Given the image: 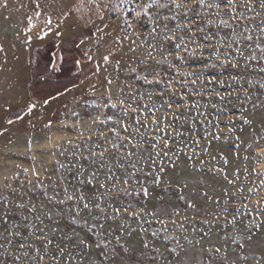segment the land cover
<instances>
[{"label":"snow or ice","instance_id":"6c2138e0","mask_svg":"<svg viewBox=\"0 0 264 264\" xmlns=\"http://www.w3.org/2000/svg\"><path fill=\"white\" fill-rule=\"evenodd\" d=\"M31 3L34 8L26 17L28 27L24 29L26 45H30L33 29L40 25L35 33L37 39L48 36L54 28L59 37L64 35L59 31L61 25L71 20L80 28L77 47L92 41L89 33L94 28L96 44L103 45L104 51L97 49L99 60L90 54L91 49L85 53L96 66L93 75L99 73L100 61L105 70L110 64L118 70L121 60L117 57L128 56L137 64L130 67L129 74H137L136 81L151 86V91H139L125 82L114 93L112 79L106 78L108 88L101 94L105 102L96 106L111 115L102 112L104 119H100L85 112V120L80 112L71 110L78 118L71 127L79 136L91 143L95 135L102 143L93 144L86 155L76 145L77 151L71 153L67 163L56 160L55 179L45 165H41L45 173L42 176L35 156L31 168L16 164L20 171L11 177L5 175V181L17 180L22 172L26 179H19L18 188L11 183L4 185L17 199L0 196V238L6 242L0 243V264H235L229 251L238 254V250L230 247L229 241L232 246L238 244L239 250L255 246L264 251V144L260 143L264 141V101L253 102V96L243 87L246 82L264 90V77L246 78L253 71L264 73V0H47L43 6L41 0ZM8 5L9 0H0V9H7ZM10 19L4 17L5 22ZM8 47L6 37L0 36V70L8 63ZM74 63L79 66L82 61ZM152 63L161 70L151 67ZM140 66L143 74H138ZM50 67L60 70L54 63ZM165 67L167 71L162 74ZM233 83L241 85L240 92ZM89 88L93 93L97 90L91 83ZM73 89L79 91L80 87L73 82L72 88L56 87L55 95L48 96L54 100L72 95V102L82 108L95 103L83 95L75 96ZM261 94L264 93L256 95ZM205 96L209 103H202ZM213 98H218L220 107L211 103ZM49 103L46 98L39 108L42 110ZM12 107L9 103L4 108L9 115L0 124V137L9 131L8 126L30 117L38 103L30 101L23 114L17 112L14 117ZM221 115L226 119L222 121ZM28 123L35 127L30 119ZM222 123L229 127L221 128ZM91 125H100L104 130ZM61 126L67 127L63 121ZM43 127L51 130L53 120L49 119ZM245 128L251 140L245 150L251 149L254 155L241 157ZM229 138L232 151L226 153L220 145ZM27 143L31 147V139ZM182 159L187 161V172H204L223 181L221 192L214 196L207 190L195 193L201 199L207 198L199 206L189 199L185 195L189 185L184 171H176ZM241 159L253 164L237 165ZM172 192L183 203V212L192 210L191 220L180 215L181 208L168 204L166 196ZM221 195L223 201L219 199ZM151 200L162 207L148 210ZM229 200L233 201L230 206ZM208 203L221 207V211L211 214V219L196 220L205 214ZM230 212L234 214L229 218ZM221 217L222 227L230 224L234 228L238 221L247 218L248 234L232 238L224 232L223 243L209 238L205 244L210 226L220 222ZM185 222L209 226V232L200 228L199 239H189ZM177 229L180 235L175 234ZM191 233H197L195 226ZM157 240L161 241L159 247ZM252 258L255 264L264 261V255L253 253Z\"/></svg>","mask_w":264,"mask_h":264},{"label":"rangeland","instance_id":"374dc122","mask_svg":"<svg viewBox=\"0 0 264 264\" xmlns=\"http://www.w3.org/2000/svg\"><path fill=\"white\" fill-rule=\"evenodd\" d=\"M45 3H47V0H41L42 6ZM21 5H26V7L22 8ZM33 8L34 5L31 3V0H9L8 8L0 9V36L6 37V45L9 46L8 63L4 65L3 70H0V106H3L0 107V124H3L4 117L9 115L4 111V108H6L9 103L13 105L11 112L12 117H14L17 112L23 114L24 106L30 101L38 103V109L35 110L30 117L25 116L24 121H21L13 126H8L9 131L3 137H0V196H9L13 200L17 199V196L16 194H13L9 189L4 187L5 183H11L12 187L18 188L19 179H26V177L21 172V176L17 180L10 179L9 181H5V175L11 177L16 171H20V169L15 168L16 164L21 165L22 168H31L34 163L32 157L35 156V165L38 170H41L42 176L45 175V173L43 172L41 165H45L52 170V178L55 179L56 160H59L61 163H67L68 159H71V153L77 151L76 145H79V151L83 152L86 155L87 149L92 147L93 144L102 143V141L97 140L95 135H93L91 143L86 142L84 138L79 136L78 132L71 127V125L77 123L78 119L71 114V110L80 112L81 116H84L85 120H87L85 112H87L91 116H99L100 119H104V115H101L102 112L106 115H111L112 113L110 111L102 108H97L96 106L105 102L101 94L108 88L106 78L112 79V88L114 93L116 89L123 86L125 82L132 84L133 88L139 91H151V86L143 85L142 82L136 81L135 77L137 74H129L130 67H137V64L136 62L130 60L128 56L117 57V59L121 60V66L118 70L114 67V64H110L109 66H107V70H105L102 61H100L101 68L99 70V73L97 75H93V73H96V66L92 61L87 60L85 53H89V49H91L90 54L94 55L99 60V52L104 51L103 45L96 44L94 35L95 29L93 28L92 33H89L93 35L92 41L90 43H86V45H79L78 48L81 54H75L73 52V58L69 57V60H71L73 67L77 66L83 74L81 78L76 82V84L79 85L80 90H72L74 95L77 97L83 95L84 99H87L90 102L95 101V103H89L87 106L82 108L80 105H76L72 102V95L66 94L63 98H56L54 100L49 97L48 99H50V103L44 105L43 109L41 110L39 108V105L43 104L44 100L40 101L39 99L33 98L29 93V80L31 79L32 65L34 63L36 54L35 52L37 51V49L46 44H49L52 47L53 45H56V47L58 48L68 42V44L73 47V41L76 40L77 42L75 41V43H77L78 45L79 40L77 37L78 34H80V28L77 27L71 20H67L61 25L59 29V31H62L64 33L63 36H56L55 32L57 31V29L54 28L53 32L49 33L48 36L44 37L43 39H37L35 33L39 31V27H42V25H40L37 28L33 29L30 45H26L24 43L26 39L24 29L28 27L26 17L32 14ZM8 16H10L11 19L5 22L4 17ZM40 20H43V16L40 17ZM85 32H88V30L85 29ZM17 33H19L18 37L16 35ZM79 38L83 39V35H80ZM10 45H15V48H11ZM97 49H99V52L97 51ZM157 58L159 59V56ZM75 60H81L82 63L78 66L74 63ZM0 62H2V58H0ZM151 67H155L157 68V70H161L160 67L155 65L154 63H152ZM163 71H167L166 67L162 70V74ZM138 74H143V66H140V68L138 69ZM262 77H264V73L253 71L250 72L246 78L252 80H260ZM14 79L21 80L22 85L19 87L13 85L12 83ZM27 81L28 85L26 86ZM90 83L96 86L97 90L95 93L90 90ZM68 87L72 88V85H69ZM233 87L237 92L241 91V85L233 83ZM243 87L247 88L249 94L253 96V102H255L257 99L264 101V94L259 95V97H257L256 95L258 92L264 93V90L259 89L258 86L254 87L252 85H249L246 82L243 83ZM127 91L128 89L125 88V92ZM240 99H243V95H241ZM82 103L83 101H81V104ZM202 103H209L207 96H205ZM211 103H216L218 107H220L218 98H213L211 100ZM233 104H236L235 98H233ZM64 105H67V108H65ZM228 107H231V105H228ZM208 110L210 113L213 112L210 104ZM163 111L164 110L161 109V112ZM40 117H43V119H40ZM220 118L222 121L226 119L224 115H221ZM29 119L32 121V124H34L35 127H32V125L28 123ZM49 119L53 120V127L51 130L44 129L43 127V125L47 123ZM61 121H63V124L67 125V127H62ZM5 126L7 125L5 124ZM91 127L93 129L99 128L100 130H104L100 125H91ZM220 127L226 130L229 125L226 123H222ZM209 130L212 131V128H209ZM257 131L259 132V129H257ZM237 134L240 135V133ZM84 135L86 137L88 133L85 132ZM241 138L245 140V145H241V157H243L244 155H254V152L251 149H248L247 151L245 150L246 144L251 142L247 128H245V133ZM29 139H31L32 141L31 147H29L27 143ZM9 140L13 141V143L9 144ZM69 140H71V143L68 142ZM231 143V138H229L226 143L220 146H222L227 153L232 151V148L230 147ZM260 143L264 144V141H260ZM213 147H217V145L214 144ZM200 159H204V157L201 156ZM5 163L7 165L6 167L4 166ZM246 163L250 165L253 164L252 161L245 162L243 161V159L236 162L237 165H243ZM186 167L187 161L182 159L176 171L177 173L184 171V175L187 178V182L189 185L188 189H185V195L189 199L197 202L198 206L204 204V201L207 198L201 199L195 193H198L201 190H207L210 196H214L216 193L221 192V189L224 187L223 181L219 179L214 180L211 176L207 175L204 172L189 173L186 171ZM249 171H251V168H249ZM240 175L241 180H243V171H241ZM249 186H251V184H249ZM25 190H27V185H25ZM193 190H195V192H193ZM149 191L151 192L152 189H149ZM255 198L256 197H253V199ZM219 199L223 201L224 196L221 195ZM166 200L169 205H174L181 208L180 215H187L189 220H191L194 213L192 212V210H188V212L186 213L183 212L184 205L182 202L177 201L175 192L169 193L166 196ZM232 203L233 201L229 200L228 206H230ZM154 207L159 209L162 206L155 200L149 201L148 210H152ZM249 207H252V205L249 204ZM168 210L170 211L171 209L169 208ZM220 211L221 207H218L217 205L212 203H208L204 206L205 214L203 216H197L196 220L211 219V214H218ZM232 214L234 213H229V218ZM177 219H179V217H177ZM246 220L247 218L238 221L235 228L230 224L222 227L223 217H221L220 222L210 226V232L209 226H205L203 224H191L185 222V226L188 228L187 234L189 235V239H192L193 237L195 239H199V229L204 228L206 232H209V236L205 239V244H207V240L209 238L214 242L223 243L224 241L221 240V237L223 236L224 232H227L229 237L232 238L236 236H246L248 234L247 229L245 228ZM133 226L135 225L133 224ZM193 226L197 228V233L195 234L191 233V228ZM153 227L157 226L153 225ZM169 227L171 229L172 226L170 225ZM175 234L180 235L178 229L176 230ZM262 235H264V233H262ZM148 239L151 240V236H149ZM181 242L183 243V241ZM0 243L6 242L3 241L2 238H0ZM155 243L158 247L161 246L160 240L155 241ZM229 243L230 247H235L238 250V254L233 253L231 250L229 251V257L231 260L235 261V264H255V261L252 258L253 253H255L256 255H264V251H261L255 246L246 247L244 250H239L238 244L232 246L230 241ZM0 251H3V249H0ZM243 257H247V259H244ZM261 264H264V261H261Z\"/></svg>","mask_w":264,"mask_h":264},{"label":"trees","instance_id":"16d2710c","mask_svg":"<svg viewBox=\"0 0 264 264\" xmlns=\"http://www.w3.org/2000/svg\"><path fill=\"white\" fill-rule=\"evenodd\" d=\"M75 41H73V47L67 42L58 48L56 45L52 47L46 44L37 49L29 80V93L33 98L43 101L49 98L48 93L55 94L56 87L72 85L73 82L76 83L81 78L82 71L77 66L73 67L69 60V57L73 58V52L81 54ZM61 57H63L62 60ZM53 63L59 67V71L52 70L50 65ZM44 77H48V79H44Z\"/></svg>","mask_w":264,"mask_h":264},{"label":"crops","instance_id":"0c3cea01","mask_svg":"<svg viewBox=\"0 0 264 264\" xmlns=\"http://www.w3.org/2000/svg\"><path fill=\"white\" fill-rule=\"evenodd\" d=\"M14 78H16V77H14ZM20 79V78H19ZM19 79H14V81H13V85H15V86H21L22 85V81L21 80H19ZM28 85V81H27V83H26V86ZM20 93V92H19Z\"/></svg>","mask_w":264,"mask_h":264}]
</instances>
